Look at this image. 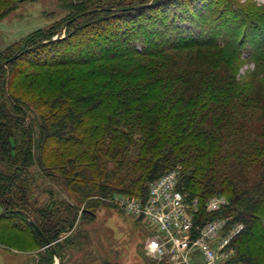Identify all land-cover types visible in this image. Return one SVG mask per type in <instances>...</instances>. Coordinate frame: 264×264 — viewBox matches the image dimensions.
<instances>
[{"label":"rangeland","instance_id":"rangeland-1","mask_svg":"<svg viewBox=\"0 0 264 264\" xmlns=\"http://www.w3.org/2000/svg\"><path fill=\"white\" fill-rule=\"evenodd\" d=\"M223 1L225 0H210L206 7L209 9L208 14L212 16L210 19L215 18L216 4L220 5ZM153 2L154 0H0V63L22 50L56 39L61 32V38L51 42L55 46L24 55L12 65L10 71L28 69L37 60H53L79 53L86 45L88 48L94 46L96 43L94 41L97 38L101 39L103 34L134 30L135 26H138L137 20L149 25L145 16L141 18L134 15L133 20L126 22L124 17L120 16V12L129 7L135 8ZM168 3L169 9L178 12L183 0H168ZM84 4H87L85 6L87 11L100 8L106 10L93 16L87 14L84 17H76L78 8ZM227 4L232 8L227 9L221 16L219 14L220 23L217 20L214 21V25L220 24L224 31L233 33L230 46H234L237 56L239 54L241 57L237 61L234 52L232 53L230 47L226 45L223 49L198 48L178 54L177 57L173 56L174 59L165 66L168 70L164 68L163 71L174 74L173 71L179 70L181 73L189 74V89L197 91L195 83L198 79L202 78V85H205L207 76L211 73L215 72L214 74L222 77L226 74V68L231 69V74H234L235 80L240 83L256 81L257 79L251 78V74L257 71L256 62L264 65V51L259 53L260 55H255L257 53L255 48L259 45L256 41L264 39V0H230ZM239 7L247 10L249 14L247 17L256 15L261 17H257L252 26L249 25L247 17L246 23L238 24L243 18L242 14L236 15L235 10ZM154 11L157 12V8ZM208 16L197 15L196 22L199 21L202 31L204 28L208 32L210 28V23H207L209 19H206ZM68 22L69 25L65 27ZM180 25L185 28L192 27L191 21L181 22ZM199 34L197 29L184 34L183 37L195 38ZM132 35L135 41L134 44L129 43L130 50L132 48L142 50L148 45L149 41L145 42L143 36H137V31ZM173 36L174 34H171L167 40L173 39ZM90 39H94L93 42ZM124 48L127 49V45ZM223 63L225 68L222 69ZM112 65L122 66L117 69L118 73L113 80L115 82H112L110 87L105 85L110 82V77L100 78V82L94 85H86L87 72L88 69L91 70L89 67L77 68L70 74L71 70H68V74L74 77V81L68 84L74 87L78 94L93 93L99 89L115 94L99 107L87 112L85 116L91 118V121L80 130L75 125L73 130L72 127L68 130L73 136L70 142H67L66 138L55 139L50 143L43 142L39 128L44 122L41 112L48 115L51 111L49 108L43 109L33 98L23 95V107L32 121L36 138L35 162L26 170L29 191L22 202L34 221L40 223L47 221L50 225L51 231L48 236L58 252L60 264H150L151 260L146 257L144 248L146 240L152 235V229L146 222L138 221L125 211L112 206L103 199V195L110 197L120 193L132 197L143 186H147L148 179L169 171L178 172L179 182L183 186L185 177L190 175L187 165L178 160L181 156L174 154L169 161H165L162 156H154V150L146 145L151 137L135 127L129 129L125 124L127 117L115 114L116 108L121 104L116 93L128 86L134 88L135 82L138 81L135 72L143 70L135 71L133 61L127 63L121 61ZM49 73L40 81L45 90L53 93L54 89H61V86L57 83L58 73ZM92 78L97 80L96 77ZM156 78L161 81L159 87L155 89L156 98H163L170 88L166 83L167 78ZM256 84L260 85V80ZM259 91L262 94L258 103L254 102L250 108L240 112L238 117L235 116L238 123L246 119L250 130L236 132L229 127V132H219L218 136L228 134L229 139L224 141L218 156L212 160V167L223 166L229 170L228 172H232L234 180H241L243 185H252L255 181L260 183L263 180L261 156L264 152L260 144L264 141V84ZM201 95L206 94L201 92ZM185 97L191 98L193 93L188 92ZM73 100L75 101L71 104L77 114L72 117L77 119L78 114L90 104L81 105L77 99ZM110 113L115 115L113 124H110L118 131L115 136H107L106 117ZM232 116L234 118V115ZM69 121L74 120L71 118ZM55 123L56 121L50 124ZM236 135H243L251 140L248 143L250 150H246L249 152L246 156L233 153L228 155L230 148H245L244 143L233 144L234 138L231 136ZM43 144L52 152L48 153V160L41 164L40 155L43 150L41 151L40 146ZM208 157L210 156L205 155L200 161ZM157 163L158 168L155 166ZM202 164L206 165V160ZM201 189L202 187L195 186L190 192L199 193ZM214 189L216 190L214 193H220L219 187ZM5 209L6 207L0 204V214L5 213L7 211ZM245 225L248 227L246 222ZM45 246V242L25 217L14 215L0 219V264H57L56 257ZM237 251L236 248L234 264H246L237 256Z\"/></svg>","mask_w":264,"mask_h":264},{"label":"trees","instance_id":"trees-1","mask_svg":"<svg viewBox=\"0 0 264 264\" xmlns=\"http://www.w3.org/2000/svg\"><path fill=\"white\" fill-rule=\"evenodd\" d=\"M228 1L230 0H225L220 5L216 4L214 7V15H216L212 19H210L212 16L208 14L209 9L206 8L210 0H183L178 12L175 9H169L168 0H154L153 3L145 4L144 7L138 9L129 7L120 12V16L124 17L126 22L133 20L134 15L141 18L145 16L149 25L137 20L136 29L125 33L103 34L101 39L98 40L97 38L94 41L96 42L93 44L94 46L88 48L86 45L79 53H72L71 56L59 57V59L37 60L28 69L10 71L12 65L24 55L41 48L55 46V44L42 45L35 50L31 48L22 50L20 52L25 53L16 61L7 67L0 68V204L7 210L4 215L0 216V219L14 215L26 218L24 213L28 215L22 201L29 191L26 184L28 182L26 170L35 162L34 144L36 137L32 121L23 107V95L27 98H33L34 101L42 105L43 109L49 108L51 111L48 115L41 112L44 122L39 128L43 142L50 143L55 139L64 138L70 142L73 136L68 130L71 127L73 130L74 125L80 130L81 127L91 121V118L85 116L87 112L99 107L101 103L109 100L115 94L99 89L93 93L80 95L74 87L69 86L68 83L74 81V77L69 74L77 68L89 67L91 70L88 69L86 85H94L98 83L100 78L110 77V82L105 83L110 87L112 82H115L113 80L116 78L115 74L118 73L117 69L122 66L112 64L121 61L124 63L133 61L135 62V71L139 69L143 71L135 72L138 81L135 82L134 88L128 86L116 93L121 104L116 108L115 114L127 117L128 120L125 124L129 129L135 127L144 131L146 136L151 137L146 145L154 150V156H162L165 161L172 159L174 154L181 156L178 160L185 166L187 165V170L189 169L190 173L185 177L183 186L179 182V187L184 193L189 194L192 198H199L202 206L209 198L217 195H224L229 199L230 209L225 214L233 215L238 221L248 224V227L245 225V232L234 242V247L238 250L237 256L246 264H264V153L261 156L263 180L260 183L255 181L252 185H243L241 180H234L232 172H228L229 170L223 166L212 167V160L218 156L224 141L229 139L227 138L229 137L228 134L227 136H218L219 132H229V127L236 132L250 130L249 122L247 123L246 119L238 123L235 116L238 117L240 112L250 108L254 102L258 103L262 94L259 90L264 84V65L256 62L257 71L251 74V78L257 79L256 81L240 83L235 80V75L231 74V69L226 68V74L222 77L214 74L215 72L208 75L205 85H202V78H199L195 83L196 87L194 86L197 91L189 89L190 76L186 72L181 73V71L175 70L172 74L163 71L164 68L168 70V67L165 66L174 59L173 56L177 57L178 54L198 48L217 47L223 49L226 45L230 47L232 53L234 52V58L239 61L241 56L239 54L237 56L235 47L230 46L232 41L230 38L234 36L233 33L224 31L220 24L214 25V21H217L223 12L232 8L227 4ZM86 5L78 8L76 17H84L82 14L89 11H87ZM118 7L121 8V5ZM155 8H157V12L154 11ZM98 10L100 11L89 15L102 13L106 9L100 8ZM235 12L236 15H243L238 24L246 23V19H248L249 25L252 26L255 19L261 17L257 15L247 17L249 15L247 10L240 7ZM197 15L206 17L209 15L206 18L210 21H207L210 23L208 32L204 28L203 31L200 29L199 21L196 22ZM186 21H191L192 27L185 28L180 25L181 22ZM218 23H220L219 20ZM197 29L200 32L197 37H183L184 34H189ZM134 31H137V36H143L145 42L149 41L142 50H133V48L130 50L131 48L128 47V45L134 44L135 40L132 39ZM171 34H174L173 39L167 40ZM256 42L259 45L256 48V45L253 47L257 51L255 55L264 51V39ZM126 45L127 49L124 48ZM224 63L222 69L225 68ZM33 70H35L34 73ZM68 70H71L69 74ZM49 72L58 73L57 83L61 86L60 90L54 89L55 92L53 93L50 90H45V86L41 85L40 81ZM162 73L164 74L160 75ZM92 77H96L97 80ZM156 77L167 78L166 83L170 88L163 98H156L155 89L161 83ZM258 80H260V85L257 86ZM199 88L202 89L199 90ZM188 92H192L193 97L186 98L185 95H188ZM201 92L206 95L202 96ZM73 99H77L81 105L82 103L90 104L83 110L84 112L78 114L77 119L72 117V115L76 116L77 114L72 107L73 104H71L75 101ZM113 117L115 118L114 113H110L106 117L108 123L106 124L107 136H115L118 133L110 125L113 124ZM71 118L74 121L70 122ZM54 121L56 123L51 125L50 123ZM231 137L234 138L233 144L236 142L244 143L245 148L241 146H239L241 149L230 148L228 155L233 153L246 156L249 153L246 150H250L248 143L251 140L243 135ZM260 145L264 152V141ZM40 149L43 150L40 155L42 164L48 160V153L52 150L46 148L45 144L40 146ZM202 155L203 157L205 155L210 156L208 159H203V161L206 160L207 166L202 164L203 161H200L203 158ZM187 157H191V159ZM256 160L254 159V161ZM155 166L158 168L159 164L157 163ZM190 169L192 170L190 171ZM162 175L164 174L148 179V184ZM195 186L202 187L201 192H190ZM212 187H219L220 193H214L216 190ZM146 188V185L143 186L132 197L144 198ZM114 196L103 195V198ZM33 222L50 238L48 233L51 231V227L47 221L40 223L33 220ZM235 262L236 257L232 263Z\"/></svg>","mask_w":264,"mask_h":264},{"label":"built area","instance_id":"built-area-1","mask_svg":"<svg viewBox=\"0 0 264 264\" xmlns=\"http://www.w3.org/2000/svg\"><path fill=\"white\" fill-rule=\"evenodd\" d=\"M103 199L152 229L144 248L153 254L150 264H233L234 242L246 230L225 214L231 205L226 196L211 197L202 206L199 198L180 189L176 171L150 182L144 198Z\"/></svg>","mask_w":264,"mask_h":264},{"label":"water","instance_id":"water-1","mask_svg":"<svg viewBox=\"0 0 264 264\" xmlns=\"http://www.w3.org/2000/svg\"><path fill=\"white\" fill-rule=\"evenodd\" d=\"M144 6H140V7H135V8H131V9H138V8H142ZM97 11H100V10H91V11H88L82 15H87V14H91V13H95ZM69 25V22L65 25V27H67ZM64 27V28H65ZM61 35H62V32L56 37V39L52 40V41H45V42H42L36 46H34L33 48H31L32 50H35V49H38L39 47H41L42 45H47V44H50L51 42L53 41H56V40H59L61 38ZM25 52H18L17 54H15L12 58L8 59V60H5L3 61L2 63H0V68H3V67H6L8 66L9 64H11L12 62L16 61L22 54H24ZM4 215V213L0 214V216ZM24 215L26 216V218L28 219L30 225L36 230V232L39 234V236L44 240L45 242V247L46 248H49L55 255L56 259H57V264H60V258H59V255L58 253L56 252L54 246H53V243L49 240V238L35 225V223L33 222V220L26 214L24 213Z\"/></svg>","mask_w":264,"mask_h":264},{"label":"flooded vegetation","instance_id":"flooded-vegetation-1","mask_svg":"<svg viewBox=\"0 0 264 264\" xmlns=\"http://www.w3.org/2000/svg\"><path fill=\"white\" fill-rule=\"evenodd\" d=\"M57 252V251H56ZM53 253V252H52ZM58 253V252H57ZM54 254V253H53ZM145 255L148 259H151L152 258V253L151 252H145ZM55 256V255H54Z\"/></svg>","mask_w":264,"mask_h":264}]
</instances>
